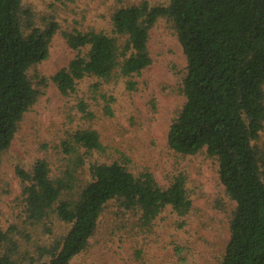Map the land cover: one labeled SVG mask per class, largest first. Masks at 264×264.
<instances>
[{"label": "trees", "instance_id": "1", "mask_svg": "<svg viewBox=\"0 0 264 264\" xmlns=\"http://www.w3.org/2000/svg\"><path fill=\"white\" fill-rule=\"evenodd\" d=\"M159 18L171 22L186 59L185 100L169 125L168 147L183 155L204 151L217 160L220 183L235 203L218 264H264V0L121 4L111 14L112 35L95 29L61 30L51 15L38 23L23 0H0V152L9 147L20 119L37 99L39 91L28 71L48 57L56 33L77 51L50 76L67 95L85 76L110 80L149 65V32ZM128 84L133 87V82ZM78 108L92 115L84 100ZM70 138L62 142L67 155L59 174H51L44 158L30 170L16 168L26 182L28 217L41 221L54 214L70 224L58 241L40 248L49 258L38 264H68L85 248L110 201L126 210L138 209L145 223L167 205L179 215L191 209L182 173L163 187L149 170L134 174L117 160L96 161L89 166L90 180L79 185L77 168L84 155L104 146L94 128L76 129ZM6 235L0 227V240ZM0 264L15 261L1 254Z\"/></svg>", "mask_w": 264, "mask_h": 264}, {"label": "rangeland", "instance_id": "2", "mask_svg": "<svg viewBox=\"0 0 264 264\" xmlns=\"http://www.w3.org/2000/svg\"><path fill=\"white\" fill-rule=\"evenodd\" d=\"M140 1L23 0V5L32 9L38 23L51 15L61 30L95 29L112 35L114 9ZM148 50L151 63L139 73L110 80L85 76L74 91L63 95L50 76L77 51L66 44L61 32L52 37L48 57L28 71L39 91L37 99L20 119L9 147L0 152V227L7 233L0 240V255L8 254L15 264H38L49 258L40 248L53 245L70 224L54 214L41 221L28 217L26 182L16 168L30 170L37 159L44 158L51 174H59L67 155L62 142L69 141L76 129L94 128L104 149L84 155L83 165L77 168L79 185L90 180V163L117 160L134 174L149 170L163 187L182 173L192 205L185 215L167 205L145 223L138 209L126 210L110 201L85 248L68 264L219 263L235 203L220 183L216 159L204 151L183 155L168 147L169 125L185 100L182 77L186 70L185 55L170 21L159 18L150 28ZM80 100L87 103L90 117L79 110Z\"/></svg>", "mask_w": 264, "mask_h": 264}]
</instances>
